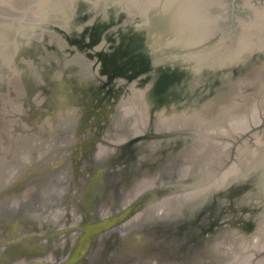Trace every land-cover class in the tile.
I'll return each instance as SVG.
<instances>
[{"label": "flooded vegetation", "instance_id": "flooded-vegetation-1", "mask_svg": "<svg viewBox=\"0 0 264 264\" xmlns=\"http://www.w3.org/2000/svg\"><path fill=\"white\" fill-rule=\"evenodd\" d=\"M96 34L93 28H86L82 30L80 36L70 34L69 37L64 38L65 40L63 41V46H61V52L58 53L56 51L59 49H52L47 53L45 57H43V61L39 64L38 62L40 60L38 58H33V54L30 53V55H27L26 57L22 53V56H25L26 58L23 57L16 61V63L20 64H16L12 61L10 63L11 70L7 69L3 71L5 75V80H3L5 82V86L0 89V108L4 110L3 113L5 114L6 119L5 123H0V183L2 184L3 182H7V178L11 180V178L15 174H17L19 168L22 167H25L24 170H27V174H31L33 171L29 170V165L31 164L30 156L33 154V152L37 151V149L33 148V146L36 144V142L41 141L42 145L40 146V148L48 149L52 144L53 147L56 148V150H50L48 152L49 154L47 155H55V159L52 163L60 162V168H57L55 171H53V174H48L47 176L50 175L48 179H46L47 176L44 175L43 177L34 176L36 178L33 182H31V184L43 181L44 189L45 185H47V182L49 181L48 184L50 185L45 191L47 193L44 194V192H42V195L38 193L36 202H32L31 200H27L26 204L22 202V205L24 204L23 209H25V205H27L30 211H33L34 208L35 210H41L42 215L45 216L46 220L51 217L56 219L61 217L62 215L66 216L67 214L68 217L72 216V214L67 209L70 206V198L76 196V194H73L71 193L72 191H69V199L65 200L64 205L63 203H59L61 200V189L65 190V188H67L69 180H75L76 183L80 185V188L85 189L84 194L86 193V197H84L86 199H89L88 196L91 197L92 195L90 199L91 203H94V207L97 206L99 202H101L102 206L110 205L109 208H112L113 202L120 199L119 193L121 191V188L127 190L131 187L128 192L134 193L131 199H125L127 202L133 200L134 198H136V196H139L146 187L144 179L147 177L148 172L152 170L156 171L154 175L155 178L152 183H154V186L157 187L156 189L159 188V195L157 197V193L155 194L157 197L156 199V197H154L155 195L152 196L149 194L145 197V194L143 193L144 195H142L138 202V204H141L139 207L143 205L145 207L146 203H144V201L150 199L152 200L153 197L155 198L154 203L163 202V204L167 205V207L169 205L172 206L175 202L173 201L174 199H172V201L165 200L176 195L174 193H171V191H174V189H176L177 187V184H179L176 182V176L178 177L180 175H178L177 172L181 170V167L180 165L179 167H174L177 164V154H175L177 145L182 147L184 145V136H189V138H186L185 140L189 142V144L185 145V147L187 146L186 149H188V153L186 152V155L192 154L195 149H198V144L196 143L197 140L195 141L196 137L192 135L183 134L181 138H177L174 134L175 131H185L186 129L189 131L188 125L183 124V126H180L181 124H178L180 128L175 127L173 129V127L171 126L174 123H171L170 126L168 123L165 128L161 127L163 129L160 130L157 127L155 128V123H153L152 126L150 124H143L139 121V124H137L139 133L130 134V136L129 133H131V130L136 127L134 126V121L132 123L131 128L129 127L130 132H128L126 141L123 142L121 145H117L116 152L115 150L111 149L108 152L103 153L105 154V156H107L105 157V160H99L100 156L98 155L102 154V152L105 151V149H101L103 148L101 147V143L107 142L108 140L105 136L107 134L106 130L109 126L114 124V119H112L113 115L111 116V114L114 113L116 110V101L119 99V95L122 92L125 95L127 94L126 96H128L129 92H132L131 83L133 81H131L130 83L128 78H126L128 75H125L124 72V74L122 73V76L119 77H115L111 71H107L105 75L100 74L104 73V71L107 70V68L104 66L109 65L108 68L111 69V65L114 62V58H117V55L114 54V50L117 49V47L113 42L108 43L102 47L100 46V48H97L96 46L98 44V39L95 38ZM114 36H116V34ZM170 39L171 37L164 38L162 40L165 43H170ZM154 41H156L155 38ZM160 41L161 40H159V42ZM123 57L124 55L119 56V58H121L120 60H123ZM101 61L104 63V66H102L103 70L99 71V65L97 63ZM14 64L15 67H18V69H12V66H14ZM34 67L36 69H34ZM31 68H33L34 70H32ZM116 86H118V88H116ZM188 90H190L191 93L194 92L192 91V89ZM112 95L113 97L111 98ZM190 98L192 99V97H189L188 99L190 100ZM200 98L204 99L202 96ZM77 105L81 107H79L80 112L76 114V117H73V115L71 117L70 114L76 109ZM81 109L84 110V113L81 112ZM66 110H70L71 112L66 115ZM93 112L95 118H93ZM127 120L129 122L133 121L130 119ZM123 121L124 120H120L119 123L123 125ZM67 122L69 123L66 124ZM53 132H55L58 137L53 136V139L55 138V141L51 142L52 136L50 135ZM173 138L180 139L178 140L179 143L176 144ZM172 140L173 142H171ZM159 143H161L160 146H158ZM190 143H192L193 147L189 146ZM147 145H149V148H153L154 153L153 151L150 152L146 149ZM183 149L178 154L181 155L184 151ZM169 152L172 156L175 157L174 159L172 158V156L168 159V156H170L168 155ZM197 152L199 153V151ZM106 153L108 154L106 155ZM183 155L185 156V154ZM140 156H144L147 159L145 160V158H140ZM44 157L41 161V164L51 162L49 157L46 159H44ZM151 158H154V161ZM138 159L139 169L137 175L138 178H140V182H138V191L136 188L137 182L133 181L135 179L129 180L128 183H126L122 182L125 181V178L122 181H118V179H120L118 178L117 182L112 184L113 177L109 178L108 175L104 178H101L100 176V172L102 171L100 169L102 168H105L108 171H112V168L120 166L123 167L124 170H133V168L135 167L134 164ZM152 163H155V166H152ZM83 165H86V167H83ZM97 165L99 166L97 167ZM169 165H173L174 169L167 172L164 169L168 168ZM94 166H96L99 171H96L97 174L95 173L96 175L94 174L93 176L92 169H95L93 168ZM199 167L200 165L198 164L196 166V169H194V167L191 168L193 172L190 173L189 177L195 178L197 173L200 171ZM80 168L85 171L89 170L90 174L86 177L85 171H80ZM114 169L117 172L121 171L117 168ZM69 170H71L72 173H69ZM244 173L247 172L243 171V174ZM81 176L82 180L80 179ZM84 177H86L85 184L82 182ZM40 178H42V180ZM263 179V177L257 175L255 172L253 173L251 180L248 181V184H240V182L236 183L235 193L237 195H241L244 191H246L247 188H245L244 190V187L246 185L251 188L252 193V189L257 186V184H260ZM192 183L194 184V182ZM147 184H149L148 186L150 187L151 184L149 182ZM260 186H262V184H260ZM95 188L99 190L95 191ZM52 190L55 191L52 193V196H50ZM48 193L49 197L46 198ZM246 199L248 201L256 202L258 198L256 199V197L252 193L251 197L249 199ZM246 199L242 201H245ZM38 200L40 201V203H38ZM74 201L76 202V200ZM42 204H44V206L47 205L49 207H44L43 209ZM60 206L62 208H60ZM109 208L108 210H110ZM94 211L97 212V210ZM69 214L71 215L69 216ZM119 214V212L114 213V216H118ZM131 215L132 213H127L125 215V221L126 219L130 218ZM86 217L88 220L85 223V227L88 223L93 222L88 217V215ZM119 222L122 221L118 220V223ZM56 226L57 225H55L54 228H50L49 234L51 233V237L59 236L61 232L58 233V231L69 230V226H63L61 229H58V227ZM138 226L139 225H136L135 227H133V229L138 228ZM147 226L149 227V224L143 225L139 228L146 230ZM133 229H128V232ZM167 230L168 228L165 229V233L164 231H160L159 235L155 237L154 241L160 240L162 238V234H164L165 237H170L171 239L175 238L172 231H169L170 234L167 233V236ZM85 231V229H81V234L78 235V244L76 245V249L72 251L71 255H69L67 259L63 260L62 262H58L57 264H62L64 262L69 261L70 259L76 260L80 257H85L87 258V260H89V263H92L93 258L91 256H93V252L85 256L86 254L84 253L86 250L82 249V247L84 248L85 246L83 245V242H85V239L87 237L86 234L88 235L87 231ZM122 232L123 231L121 230L115 231V234L111 236L109 241H112L113 243L117 241L121 237ZM112 233L113 232H111V235ZM225 235H227V240L228 238H232L231 235H233V237L235 238L236 236H239L238 232L236 236H234V234H230L224 231L217 236ZM84 236L85 238L83 239L82 237ZM104 238L108 239V233L104 236ZM199 238L202 240V235ZM61 240L62 239H60V241L57 243H60ZM62 241H64V239ZM178 241L185 243L182 240ZM197 241L194 244L195 246L196 244H199V242ZM130 242L133 241L131 240ZM162 245L163 243L160 242V244H157V246H144L142 247V249L137 250L140 253L143 252V255L147 254V251H149L153 253L154 256L153 258H151V261H145V258L143 257L142 260L136 264H169L168 262L162 261L163 259L165 260V258L167 257V253L175 254V252L177 253L181 250H185L186 252H188L187 256H185V260L183 258L182 260H177L174 263H170L189 264V260L187 259L190 258L191 260L195 256L193 255V252H196V255H198L197 250H195L198 245L193 250L191 249L193 246L191 248H184L182 246L179 249L177 248V246H174L166 251V248L163 251ZM200 247L203 252L205 249V245L202 244ZM124 250L125 249L121 251L125 252L126 250ZM209 251L208 255L211 254V261L208 260L209 262L206 261V263L219 264L221 262V257L220 255L218 256L215 251V248L211 246ZM56 255L61 256L60 251H56ZM155 256L157 259L155 258ZM120 258L121 256L118 257V259ZM49 259L41 260L42 262L40 263L48 264L47 261ZM76 261L69 263L76 264ZM201 261H203V259ZM49 263L53 264L52 262ZM87 263L88 262H85V264ZM197 263L203 264L202 262ZM77 264L81 263L78 262ZM115 264L126 263L123 259Z\"/></svg>", "mask_w": 264, "mask_h": 264}, {"label": "bare ground", "instance_id": "bare-ground-1", "mask_svg": "<svg viewBox=\"0 0 264 264\" xmlns=\"http://www.w3.org/2000/svg\"><path fill=\"white\" fill-rule=\"evenodd\" d=\"M218 1L219 0H27L26 5L22 7L23 12L20 13V15L16 16L17 13L15 12L7 14L0 13V17L8 18V25L5 27L0 26V69L3 68V65L10 64L13 60L11 51H6L10 48V40L7 38L9 32L6 31V29L10 27V22L15 24L17 29H20V17L42 18L48 10L61 11L63 14H66L65 21L63 22H68L69 18L74 15V11L75 14H77L80 10L89 9V11H91L95 8H98V10H107L110 13H112V9L113 12L117 11L119 15L124 13L123 16L126 17L124 19L126 33H135L138 37V42L136 43H138L137 45L141 50L154 54L155 59L153 58V61H151L152 64L169 69L168 74L165 73L169 80L167 83L172 86L168 87L171 88L169 92L183 90L184 85L190 84L193 79L198 77H203L204 79H210V77L215 79L216 77H220L221 73H219V71L222 72L231 67V70L235 71V73L233 72L235 74L233 83L236 85V88L231 91L228 97L221 100V108L216 113H220L218 122H214V117L206 121L200 114H197V117L192 116L190 119L184 115L185 117L182 116L176 121L181 124L180 126H183V124L188 125L189 131L196 137L195 141L197 140L196 143L198 144V149H195L193 154H188L186 156L185 162L189 164L187 169L184 168L185 162L181 164L180 171H182L184 175L180 177L188 178L190 173L193 172V170H191L192 164L197 163L198 160V164L200 165V171L197 173L196 177L193 178L194 184H198L196 189L176 194L165 200L172 201V199H174V206H176V203L190 199L195 193H199L198 196H203L204 193L209 191L212 187H219L233 181L235 177L243 173V170H248L249 174L255 172L257 174L261 171V177L264 178V132H260L259 134L258 132L255 133V137L251 142L246 140L244 144L238 146L235 161L227 165V168L223 170L221 166H224V160L226 158V153L222 150L224 146L218 142L219 139L211 138V136L217 137L221 135L217 131L221 132L224 129L227 131L232 124L233 127L230 129V133L235 139L246 129L264 122V85H258L264 78V3L262 5H255L251 4L248 0L245 1V4L250 6L252 10L249 11L250 14L247 20L238 22L240 31L238 34L236 33L237 36L230 41L231 36L227 38L223 37L222 32L224 31L218 35L212 36L213 29L217 27L216 11L219 5L217 4ZM17 2H19V0H0V5L4 4L12 11H17L20 8L17 7ZM69 8L72 10L70 13V15L73 14L72 16L69 15ZM67 15H69V17ZM24 27V29L28 31V27ZM23 36L25 35L23 34ZM169 37H171L170 43H165L162 40ZM154 38L156 41H154ZM159 40L161 41L159 42ZM12 68L15 70L14 66H12ZM252 86L254 90L251 88V91L249 88ZM255 86H258V88ZM192 88L193 87H190V89ZM221 92H219V94H221ZM129 102L126 108L131 109V111L133 110L131 116L137 113L134 111L133 107H135V109L137 108L138 111L140 110L141 113L142 109L144 111V108H142L139 103L135 101L132 103L131 98ZM135 114L134 118L136 119L134 126L136 127H134L129 134L139 133L137 128V124H139L137 122L139 112ZM138 120L145 124L142 118ZM171 123L174 122H169V126ZM209 130H214L215 133L213 134L211 133L212 131L209 132ZM127 135L128 134H126V136ZM231 146L233 147V142ZM197 151H199V153ZM212 158H216L215 161H212ZM207 162L208 164L206 165ZM243 164L245 165L244 168ZM222 171L224 172L222 173ZM211 173H214L216 176L219 175V177L212 178L213 181H204L209 178ZM260 184H262L261 187L264 189V179ZM39 202L38 200V203ZM151 207H156L158 211H160V209H166L167 205H164L163 202H158L157 206L152 204ZM142 211L144 212V210ZM142 211L139 212V214L142 215ZM107 213V211L104 213V218L109 217ZM31 216H34V218L37 217L34 213L33 215L31 214ZM39 216L43 217L42 214ZM258 223L260 226L257 231L255 230L254 233L249 235H239V237L237 236L233 240H227V237L225 238L224 236H217L213 247L218 256L220 255L221 257V262L219 264L235 263V260L238 258H234V244L237 241H241L248 245L249 241H243V239L245 240L247 237H253V239L256 240V242H253L254 240L250 239L252 243H249L250 245L253 244L252 247L254 246L253 249L256 250L252 252L253 254L256 255L257 252L264 248V216L258 219ZM84 237L82 238L84 239ZM129 239L136 245H139L142 240L140 236L133 234ZM239 246H237V248ZM133 247L134 245L129 249V252L132 253L136 251ZM133 254H135V252ZM235 254L237 257L240 255V253ZM208 257L204 262L211 259V254H209ZM144 258L145 261L147 259L149 261L150 257ZM246 258L248 259V257ZM150 260L152 259L150 258ZM245 262L247 263L248 260L244 261L243 264H246ZM256 264H264V255L256 261Z\"/></svg>", "mask_w": 264, "mask_h": 264}, {"label": "water", "instance_id": "water-1", "mask_svg": "<svg viewBox=\"0 0 264 264\" xmlns=\"http://www.w3.org/2000/svg\"><path fill=\"white\" fill-rule=\"evenodd\" d=\"M232 4V11L236 10V5H235V0L231 1ZM230 2L227 3L224 8L222 6L221 8V12L222 13H226L225 10H228L227 8L230 7ZM69 15L71 13V9L69 8ZM98 11V8H95L94 10L89 11L84 9V10H80L77 14H75L74 11V15L71 14L69 18L68 22H63L65 21L66 18V14H63L61 11H51L48 10L46 12V14L42 17V18H37V17H32V18H27V16H22L20 17V22H21V27L20 29H17L16 25L13 24L12 22H10V27L9 29H6V31L9 32V36L7 37L8 40H10V48L7 49L6 51H11V54H13V62L16 63V61L20 58H23L25 56H22V53L24 55H30L33 54V58H38L40 61L38 62V64L40 62L43 61V57H45L47 55V53L49 51H51L52 49H59L56 50L58 53L62 51L61 46H63V41L65 40V37H69V35L74 34L76 36H80L82 33V30L86 29V28H93L95 30V34L97 32V34L95 35V38L98 39V44H97V48H100V46H105L108 43H113L116 45L117 49L114 50V54L117 55V58H114V62L111 65V72L113 73V75L115 77H119L122 76V73L124 72L125 75H128L126 78H128V80L133 81L131 83V86H134V82H137L139 80H144L145 83L148 82L147 84V88L146 89H133L132 88V95L128 96H124L122 98V100L119 103L120 107H124L126 108L127 104L130 103V98H133L134 101L136 102V100L138 101L137 103L140 104V106L142 108H147L144 111V118L146 120L150 119V116L152 115V112L154 110H157V108H159L161 105V107H163V112H165V110H167L168 104H166V100H178L181 99V97H184L186 99H188L189 97H187V95L189 93L187 92L188 89H190L192 83L194 82V79L191 81L190 78V84H186L183 86V90L181 91H165V89L168 87H170L171 85H169L167 82L168 80V70L165 68L159 67V65L156 64H152L151 61H153L154 54H152L151 52H145L143 50H141V48L137 45L138 43V37L135 33H130L127 34L126 30H125V23H124V19L126 17L123 16V14L121 13L119 15V13H117V11L113 12V10L111 9V12H108L107 10H101L99 12V14H96ZM105 13V15L107 14L106 18H102V15ZM116 13L118 14V17L116 16ZM96 14V15H95ZM69 15H67L69 17ZM78 15V16H77ZM77 16V17H76ZM101 17V18H100ZM104 17V16H103ZM117 17V18H116ZM15 19V18H14ZM100 20V21H98ZM8 25V18L6 17H2V19H0V26H7ZM24 26L28 27V31H26L24 28ZM82 29V30H81ZM21 31V32H20ZM105 31L104 35L102 34V32ZM23 34L25 36H23ZM116 34V36H114ZM27 40V41H26ZM61 43V44H60ZM54 47V48H53ZM18 50V51H17ZM37 52V53H35ZM124 55V59L120 60L121 58H119V56ZM117 59V60H116ZM28 60V59H27ZM11 61V62H12ZM236 61V60H235ZM16 64H20V63H16ZM37 64V65H38ZM15 67V64H14ZM226 68V67H225ZM11 70L10 68V64H6L3 65V68L0 69V89H2L3 86H5V82L3 80H5V75L3 73L4 70ZM13 69V68H12ZM15 69H18V67H15ZM32 70L36 69L34 67L31 68ZM30 69V70H31ZM99 71H102V67H98ZM127 71V72H126ZM222 71V70H221ZM235 71L231 70V67L228 70H223L222 72L219 71V73H221L220 77H216L215 79L210 77V79H206L207 83H205L204 87H208L207 85H209L212 89H214V94L215 96L212 95L211 92H208L209 94H206L205 96H202L204 99L194 96V94L196 92L191 93L190 95L192 96V99L190 98V104H195V106L197 107L198 110H191L190 107H192L190 104V107L188 106V108H190L191 112L190 113H186L185 109L184 110V115H186V117L188 119H190L192 116H196L197 114H200L203 118H205L206 121H208L209 119H212L215 114L218 112V110L221 108V100L225 99L226 97H228L231 93V91H233L236 88V85L233 83L234 79H235ZM123 73V74H124ZM167 73V74H165ZM159 74V75H158ZM157 77L158 80V87H155L154 89L150 90V87L152 85H154L155 79ZM125 78V79H126ZM198 80V82L196 83L197 85V89H198V85L199 81L202 82V80H205L203 77H198L195 78ZM157 82V81H156ZM202 84V83H201ZM156 86V85H155ZM172 87V86H171ZM202 87V86H200ZM171 89V88H169ZM148 90V92H146ZM186 90V91H185ZM222 90V92H221ZM219 92H221V96L219 97ZM149 95V101L147 99V96ZM167 96H170V98L168 99ZM165 96V97H164ZM160 99V100H158ZM164 99V101H162ZM202 99V100H201ZM203 102L205 104V107L209 106L208 112L205 110L204 108V112L202 109V105L200 106V102ZM117 106H116V110L115 112H117V115L119 113V111L117 110ZM179 108H177L178 110ZM122 110V109H121ZM126 110V109H125ZM189 110V111H190ZM3 109L0 108V123H5V119L6 116L3 113ZM43 111V110H42ZM178 112V111H177ZM40 113V111H39ZM125 113V111H124ZM159 113H162V111L160 110ZM172 112H169L168 114L165 113L166 115L161 116L159 118V116L161 114H156V127L158 129H163L167 126V124L169 122H174V125L179 124V122H175V120L177 119L176 116H171ZM148 114V117L146 118V115ZM40 116V115H39ZM84 116V115H83ZM170 117L173 118V120H170ZM185 117V116H184ZM197 117V116H196ZM128 118V117H127ZM181 118V117H178ZM118 120V119H117ZM212 122V121H209ZM208 123V122H207ZM264 122H261L257 125L252 126L249 129H246L245 131H243L239 136H243V134H248L249 131L253 130V128H256L257 126H260L261 124H263ZM146 124H149L146 123ZM164 124H166L164 126ZM209 124V123H208ZM187 125V124H186ZM171 126V127H172ZM163 127V128H161ZM178 128V126H176ZM260 131H264V127L263 128H259L257 129L254 133L260 132ZM128 134V133H127ZM176 135L177 138H181V136L184 135H192L191 131H188L187 129L185 131H175L174 133ZM130 135V134H129ZM131 136V135H130ZM252 137V134L250 136H247L245 138L244 141L248 140L250 141ZM131 138V137H129ZM239 137L235 138L238 139ZM174 139V138H173ZM97 140V138H96ZM94 142V141H93ZM90 148V147H89ZM86 149V148H85ZM45 150V152H44ZM42 150V154L40 155V160L39 161H34L31 158V164L29 165V170H32L33 172L31 174H27V170L25 169V173L23 175L21 174H15L11 180L9 178H7V182H3L2 184L0 183V227L3 230L2 233H0V264H17L14 260L19 259V257H24V262H27L30 260L31 263L29 264H41L40 262H42L41 260H45V258H43V256H39V255H44L47 251L49 246L47 245V243H43L40 242L37 238H35V232L40 230L41 228L43 229H47V227H45V225H43L45 219V216L40 217L39 215L42 214L41 210H35V208L33 209V211H30L28 206L25 205V209H23V206L19 205V202H13L19 199H21V197L26 196L29 192H31L32 188H33V184H31V182H33L35 180L36 177L41 176H47L48 174H50V172L55 171L57 168H60V162H50V163H43L41 164V161L44 159L48 158L51 160L52 157H50L48 152L50 150H56L55 147H53V145L51 144V146L48 149ZM38 151L33 152L37 154ZM39 152V153H41ZM231 157V156H230ZM227 158V160L230 159ZM140 158H145V160L147 159L146 157H140ZM48 159V160H49ZM152 159V158H151ZM154 161V158L152 159ZM177 162L176 163H180V167L182 166L181 164L183 163V156H177ZM227 160L225 161V165L227 164ZM152 161V162H153ZM156 161V160H155ZM135 167L133 168V170L129 169V170H124L123 167H120L121 171H115L114 168H112V171H108L105 168H102L100 170H102L100 172V176L101 178H104L106 176L113 177V181L112 184H114L115 182L118 181H122L124 178L125 181L122 182H126L128 183L129 180H133V179H137L138 178V169H139V159L136 160L135 162ZM99 165H97L98 167ZM152 166H155V163H152ZM96 166H94L92 169V171L94 170L95 173L96 171H99L98 168ZM105 167V166H104ZM103 172V173H102ZM155 170L149 171L147 176H151V175H155ZM93 173V172H92ZM94 173V174H95ZM181 173V174H180ZM93 174V176H94ZM97 174V173H96ZM95 174V175H96ZM177 174L179 175L178 177L176 176V182L179 183L177 184L176 189H174V191H171V193L174 194H179V193H185L187 191H193L196 189V187L198 186V184H193L192 182L193 177H189V178H181L180 176H183L184 173H182V171L177 172ZM51 175V174H50ZM49 175V176H50ZM243 175H246V173H244ZM243 175H239L237 177H235V179L229 183H226L225 185L222 186H215L212 187L209 190V193H216V192H220L223 193L220 198L219 201L220 203H226V195L224 194V192L226 190L230 191L231 193L235 192V187H236V183H238V179L241 182H245L246 181V177H243ZM36 176V177H34ZM136 176V177H135ZM5 178V177H4ZM151 182H153L154 180V176L152 177H146L144 179V182L146 185H148L147 183L149 182V180ZM42 180V178H40ZM133 180V181H135ZM101 181V180H100ZM98 184V183H97ZM96 184V185H97ZM145 185V186H146ZM147 187V188H146ZM144 188V190L141 192V194L139 196H136V198H134L133 200L126 202L124 204L123 207L119 208L118 210H113L112 208L110 210H107L109 217H106L105 219H101L98 220L96 222H92V223H88L85 227V225H83V229H85L88 233V235L86 234V239L85 242H83V245L87 246L90 244V242L93 239L94 242V238L95 235L100 233V232H104V236L105 234H107L109 231H112V235L113 236L115 234V231L117 230H121L120 228H123V225H119L116 226L118 223V220L120 221H125V215L131 214L134 215L135 213L138 212L137 215L132 216L131 217L133 219H136L137 217L141 216V214H139V212H141L142 210H144V212L147 211V207L149 205H156L157 203H154L155 198L156 197V193H157V197H158V189H156L157 187L154 185H150L146 186ZM246 189V191H244L241 195H235V197H233V201L234 202H238L241 200H244L245 198H250L251 197V188L248 187L247 185L244 187V190ZM99 189L95 188V191H98ZM232 191V192H231ZM145 194V197L148 196L149 194L154 196L152 198V200H146L144 201L145 207L144 205L139 207L141 204H138L139 199L142 197V195ZM170 193V192H169ZM198 194V193H195ZM42 195V192L41 194ZM86 195V194H85ZM86 197V196H85ZM156 197V199H157ZM36 201V200H35ZM23 202V201H22ZM22 202L20 204H22ZM182 202V201H181ZM180 202V203H181ZM194 200H191V202H185L186 204L182 203L181 204V210H179V212H177V215L174 216L172 218V220L170 222H173L172 225L176 226L173 228L171 225H168L169 228L166 232L170 234V232L172 231L174 236L175 234H179L183 231H190L192 229L193 223H188L187 220L191 217H193V212L190 211V204L194 203ZM40 203V202H39ZM160 203V202H159ZM189 203V204H188ZM26 204V202L24 203ZM42 208L44 209V207L48 208L49 206L42 204ZM7 208H10L9 210H7L8 214L5 212ZM136 208H140V209H136ZM153 209H157L156 207H151ZM200 208V207H199ZM202 208V207H201ZM106 211L103 212V214ZM120 213L118 216H114V213ZM143 212V211H142ZM143 212V213H144ZM206 211L204 208L201 209V213L198 214V218H201V215H204ZM35 216H37L36 218H34V216H31V214ZM211 214V212H210ZM113 216V217H110ZM260 217V216H259ZM258 217V218H259ZM128 218V217H127ZM132 218H129L130 220ZM48 221V220H47ZM127 224V223H126ZM154 226H161L160 225H156V223H150L149 227L147 226L146 230L141 229V228H134L133 230H131L129 233L130 235L127 237L126 240H129V237L133 234V235H138L142 238V240L140 241L139 245L134 244L133 242H126L125 243V247H132L134 245L133 248H135L132 254L135 252V254H133V257L136 258L135 260H138V262L141 261V259L143 257H150L153 258L154 254L147 251V254H141L143 252H138L137 250L142 249V247H149L152 245H159L160 242L163 243L162 245V249L164 251L170 249L171 247L177 246V248L179 249L180 247H184V248H191L193 246V244H191L189 241L182 243L180 241L174 240V238H170V237H165L164 234H162V238L160 240L157 241H147L146 240V236H147V232L150 229H153ZM116 227V229L114 228ZM170 231V232H169ZM224 230L222 231H216V234L213 235L211 234V239L209 238L210 236H208L207 234L203 233L202 235V240L205 239L207 248H211V246L214 245V241L217 238V235L221 234ZM61 231H58V233ZM225 232V231H224ZM57 233V232H56ZM165 233V232H164ZM234 234V233H233ZM53 235V234H52ZM213 235V237H212ZM41 236V235H40ZM168 236V235H167ZM242 236V235H241ZM46 237L51 238V233L47 234ZM44 237L41 238V240H43ZM85 238V237H84ZM209 238V239H208ZM174 240V241H173ZM109 242V241H108ZM116 242V241H115ZM97 241L94 242V248L96 245ZM153 247V246H152ZM126 248H124L125 250H127ZM264 251V249L260 250L259 253H262ZM93 252V247L92 249L90 248L89 253L91 254ZM191 252V251H190ZM52 253L50 256V258L47 262L48 264H50L49 262L54 261V259H56V252H50ZM188 252H186L185 250H181L179 252H175V254H170L167 253V257L165 258V260L163 259L162 261L164 262H168L169 264H171L170 262H175V261H179L182 260L184 258V256H187ZM193 255H195L193 257V261L196 259L197 255L196 252H193ZM264 255V254H263ZM260 255V256H263ZM36 257L34 260L31 259L32 257ZM45 256V255H44ZM121 256L119 255V252L111 254L110 256H105V259L102 261L103 264H115L120 262V260H123L122 258L118 259V257ZM127 256V255H126ZM39 257V258H38ZM92 259V263L93 264H98L100 263V259L98 257H93L91 256ZM156 257V256H155ZM42 258V259H40ZM149 258V261H151ZM22 259V260H23ZM97 259V260H96ZM33 260V261H31ZM77 260V261H76ZM70 259L67 262H64L62 264H71L69 262H73L76 261L77 263L80 262L81 264H85V262H88L87 264H92L89 263V260H87V258H79V259ZM148 261V259L146 260ZM122 262V261H121ZM137 262V263H138ZM76 263V264H77ZM19 264V263H18ZM23 264V263H21ZM61 264V263H60Z\"/></svg>", "mask_w": 264, "mask_h": 264}, {"label": "rangeland", "instance_id": "rangeland-1", "mask_svg": "<svg viewBox=\"0 0 264 264\" xmlns=\"http://www.w3.org/2000/svg\"><path fill=\"white\" fill-rule=\"evenodd\" d=\"M26 1L27 0H19V2H17V7H20L17 11L16 10L15 11H12L8 6H6L4 4L3 5H0V13L1 14H7V13H13V12H15V13H17L16 16L17 15H20V13L23 12L22 11V9H23L22 7L24 5H26ZM231 1L232 0H219L218 1L217 4H219V5L217 6L218 9L216 11L217 27L215 29H213V31H212V36L218 35L222 31H224V32H222L223 37L224 38H227V37H230L231 36L230 37L231 38L230 41H232L237 36V34L239 33V31H240L239 26H238V22H242V21L247 20L249 14H250L249 11L252 10L250 8V6H248V5L245 4V1H247V0H235L236 10L235 11H232ZM248 1L251 4H255V5H260V4L262 5L264 3V0H248ZM229 2L231 4L230 7L227 8L228 10H225L226 13H223L222 14V12H221V3H222V6L224 8V6L227 3H229ZM100 11H101V9H99L96 14H99ZM106 16H107V14L105 15V13H104L102 15V18L101 17L100 18L103 19V18H106ZM116 16L118 17V14L117 13H116ZM0 19H2V17H0ZM98 21H100V20H98ZM104 33H105V31L102 32L103 35H104ZM97 64L99 65V67L104 66V63L102 61L99 62V63H97ZM104 67H106L107 70L104 71V73H100L101 75H105L107 71H110L111 70V69L108 68L109 65L108 66H104ZM197 82H198V80L197 79H194V82L191 85V87H193L192 88V91H194V92L197 91L194 94V96H197V97L205 96L206 94H209L208 92H211L212 95L215 96L214 91H213L214 89H212L209 85H207L208 87H204L205 83H207V80L206 79L205 80H202V82L199 81V84L200 85H198V89H197V86H196L197 85L196 84ZM134 84L135 85L132 86V88L135 89V90L136 89H142V88L143 89H146L148 82L145 83L144 80H139L137 82H134ZM157 85H158V80H157V77H156L155 82H154V85H152L150 87V90L154 89L155 87H158ZM258 85H260V86L264 85V78H263V80L260 83H258ZM200 86H202V87H200ZM255 87L258 88V86H255ZM116 88H118V86H116ZM251 88L253 89V86L250 87L249 89H251ZM252 89H251V91H252ZM168 90H169V88L168 89L167 88L165 89V91H168ZM146 92H148V90ZM187 92L189 93V90H187ZM131 93L132 92H129V95H132ZM190 94L191 93H189L187 96L192 97L191 96L192 94L191 95ZM220 95L221 94H219V96ZM124 96H125V94H123V92H122L119 95V99L116 101V106L118 107L117 110L119 111V113H118V115H117V112H114V113L111 114V116L113 115L112 116L113 117L112 119H114V122H113L114 124H112L111 126H109L107 128V130H106V133L107 134L105 136H106V139H108V140H107V142L101 143L102 144L101 147H103L101 149H105V151L102 152V154H99L98 155V156H100L99 160H101V159L102 160H105V157H107V156H105V154H103V153L108 152L111 149L112 150H115V152H116L117 145H121L123 142L126 141V139H127L126 134L128 132H130L129 130H130L131 126H132V123L136 119V118H134L135 117L134 116L135 113L131 116V114L133 113V110L131 111V109L125 108V106L123 108L119 106V103H120V101L122 100V98ZM112 97H113V95L111 96V98ZM166 97L168 99L170 98V96H167V95H166ZM147 99L149 101V95L147 96ZM131 100H132V103H133L134 102V99L131 98ZM158 100H160V99H158ZM162 101H164V99ZM136 102H138V101L136 100ZM166 104H168V107H167V110H165V112H163L164 105H163V107H161L162 106L161 105L159 108H157V110H154L152 112V115L150 116V119L149 120H146L144 118L145 117L144 116L145 114L143 113L145 111V109L147 108V106L144 109V111L142 109V113L140 112V110L138 111L137 108H136L137 109L136 110L135 107H133L134 111H136L137 113L139 112V117L140 118L137 116V122L139 123V120L138 119L141 120V118H142V121H144L145 124L149 122V124L153 126V123H155L154 126L156 128V121H157L156 120V114H161L159 116V118H160L161 116L166 115L165 113L168 114L169 112H172V114L170 113L171 116H174V117L176 116L177 119H178V117H182V115L184 114L183 112H184L185 109H187V110H185L186 113L187 112L190 113L191 110L192 111L193 110H198L197 107L195 106V104H192V103L190 104V100L189 99H186L184 97H181V99H178V100H175V99L174 100H169V101L166 100ZM189 104L192 107H190ZM201 105L204 106L205 104L201 101L200 102V106ZM188 106L191 108V110H190V108H188ZM203 106H202L203 112H204V108L208 112L209 106H207V107H205V106L203 107ZM79 107L80 106L77 105L76 109L74 111H72V112L70 110H66V115H68L71 112L70 116L72 117V115H73V117H76V114L78 112H80L79 109L81 107L80 108ZM177 108H179V109L177 110ZM261 108H262V106H261ZM160 110L162 111V113H159ZM83 111L84 110L81 109V112H83ZM124 111L126 113H124ZM219 114L220 113H218V114H216L214 116V120H215L214 122H218ZM147 117H148V114L146 115V118ZM93 118H95L94 112H93ZM127 119H130V120H133V121L129 122ZM177 119L175 121H177ZM70 120H69V122H70ZM120 120L121 121L124 120L123 121V125L121 123H119ZM170 120L172 121L173 118L170 117ZM64 121H65V119H64ZM69 122H67L66 124H68ZM177 125L172 126L173 129ZM178 127L180 128L179 125H178ZM232 127H233V125L231 124V126H229V128H228L227 131H225L226 129L222 130L221 132L220 131H217L219 134H221V135H218L217 137L216 136H211V138L219 139L218 142L222 146H224L222 150H224V153H226L225 154L226 155V158L224 160V166H221L222 167V170L224 168L226 169L227 168L226 167L227 165H229V164H231L232 162L235 161L236 154H237L236 153V150H237L238 146H240V145H242V144L245 143V141H244L245 138L247 136H250L252 134L251 140L249 141V142H251L254 139V137H255V133L254 132L257 129H259V128H263L264 127V123L261 124L260 126H257L256 128H253V130L249 131L248 134H243V136H237V137H239L238 139H234V136L230 133V129ZM218 130H220V129H218ZM210 131H212L211 133H213V134L215 133L214 130H209V132ZM260 132L262 133L264 131H260ZM260 132H258V134ZM50 136H52V139H51L52 141L51 142L55 141V138L53 139V136H57L56 133L53 132V133H51ZM192 136H194V135H192ZM184 137H185V139H184V145L182 147H180L179 145H177L175 154H177V156L178 155L180 156V154H178V153H180L181 150L184 148L183 149L184 151L181 154V156H183L184 157L183 159L186 160V156H187L186 154L188 153V149H186L187 146L185 147V145L189 144V142L188 141H185V140H186V138H189V136H184ZM178 140H180V139H177V138L174 139V141L176 142V144L179 143ZM231 141L233 142V147L231 146V144H232ZM47 142H46V144H47ZM171 142H173V140ZM151 143H152V141H151ZM247 143H248V141H247ZM135 144H136V142H135ZM148 144H149V140H148ZM41 145H42V142L41 141L40 142H36V144L33 146V148H36L38 152H37V154L36 153H33L30 156V159L33 158L35 161H39L40 160V155L42 154L41 151L44 150V148H40ZM160 145H161V143H159L158 146H160ZM189 146L190 147H193L192 146V143H190ZM146 149L149 150L150 152L153 151V148L152 149L149 148V145H147ZM39 152H41V153H39ZM219 152H221V151H219ZM153 153H154V151H153ZM107 154L108 153H106V155ZM183 154H185V156ZM168 155H170V156H168V159H169V157H171L172 155L170 154V152H169ZM54 156H52L51 162L54 161V159H55ZM177 156H176V158H177ZM229 157H230V159L227 160V158H229ZM172 158L174 159L175 157L172 156ZM215 159L216 158H212V161H215ZM185 160H183V162H185ZM226 160H227V164L225 165V161ZM198 162H199V160H198ZM198 162L196 164H192V168L194 167V169H196V166L198 165ZM187 164L188 163L185 162V166H184L185 169H187V167L189 166V164L188 165ZM207 164H208V162L206 163V165ZM244 164H243V168L245 167ZM170 165H169L168 168H165L164 170L167 171V172L168 171H171V170L174 169V167H176V166L179 167L180 163H177L174 167H173V165L172 166H170ZM83 167H86V165H83ZM24 168L25 167L19 168V170L17 171V173L23 175L26 172L24 170ZM116 168L117 169H120V166H117ZM80 171H85V170H82V168H80ZM70 172H71V170H69V173ZM223 172L224 171H222V173ZM245 172H248V170H245ZM53 173L54 172H50V174H53ZM94 173L95 172L93 170V174ZM248 173H246V175H243V177H246V180L247 181L241 182L238 179V182H240V184L241 183H243V184H245V183L248 184L249 183L248 181L251 180V177L253 176V173H251V174H248ZM89 174H90L89 170H86L85 171L86 177ZM242 174L243 173H241L240 175H242ZM257 175L261 176V171H259L257 173ZM152 176H154V175L147 176V177H152ZM86 177H84L83 178V181H82L84 184L86 182L85 181V178ZM217 177H219V175L216 176L214 173H211L210 176H209V178L208 179H205L204 181H206V180H208L207 182H209V180L213 181L212 178H217ZM48 178H49V176L46 177V179H48ZM80 179L82 180V176L80 177ZM148 180H149V178H148ZM150 180H149V183L151 185H154V183H152ZM135 181L137 182V187L136 188H137V191H138V188H139L138 187V182H140V178H137ZM48 183H49V181L47 182V185H45V189L43 187V181H39V182L33 184V188L31 190V192H29L26 196L21 197V199H19V201L16 200V201H13V202H19V205L20 206H22V204H20L22 201H23V203H25L27 200L28 201L31 200L32 202H35L36 198L38 197L37 196L38 193L39 194H41V192H44V194L47 193L45 191L48 189V187L50 185ZM67 185L68 186H67V188H65V190L64 189H61V192H60L61 200H60L59 203H63V205H64L65 200L69 199L70 192L72 191L71 193H73V194L75 193L76 196H73L72 198H70V200H71L70 206L67 209L72 214V216L71 217H68V214H67L66 216H63L62 215L61 217L56 218V219H54L52 217L51 218H48V221L45 220L44 223H43V225H45V227H47V229H44V228L42 229L41 228L40 230H38V231L35 232V238H37L40 242L47 243V245L49 246L48 251L44 254L45 256L44 255H39V256H43V258L49 259L52 256L51 255L52 253H50L51 251L52 252L60 251L61 256L60 255H56V259H54V261H51L53 264H57L58 262H62L63 260L67 259L69 257V255H71L72 251H74L76 249V245L78 244V241H79L78 235L81 234V229H83L82 228L83 225H85V223L88 220L86 216L88 215V217L93 222H96L98 220H101L100 218H104L105 217L104 214H103V212L104 211H107L108 208H109V206H110L109 204H108L109 206H102L101 202H99L97 204V206L94 207V203L92 204L91 203V199H90L92 197V195L90 194L91 197L88 196L89 199H86L84 197V196H86L85 195L86 193L84 194L85 189L80 188V185L78 183H76L75 180H69ZM148 185H146V186H148ZM130 189H131V187L129 189H127V190H124L123 188L120 189L121 190L120 193H119V198L120 199L113 202V205H112V209L113 210H118L119 208L123 207L124 206V203L126 201L125 199H127V200L131 199V197L133 196L134 193L133 192H128V190H130ZM54 191L55 190H52L51 191L50 196H52V193ZM89 192H90V189H89ZM252 193L256 197V199L258 198L259 200L257 199L256 202H252V201H248L245 198L246 199L245 201H242L241 200V201H238V202H234L232 199L237 194L235 192L230 194V191H228V190H226L225 193H224L226 195V198H227L226 203H224V204L223 203H220V201H219L220 196L223 194V193H220V192H216V193H211L210 192L209 193V191H207V192L204 193L203 196H198V194H199L198 193V194L192 195L193 198L188 199V200H185V202H191V200H194L195 201L194 203L190 204V208H191L190 211L193 212V217L189 218L187 220V222L189 224L190 223H193V222H196V221L197 222L196 223H193V225H191L192 226V229L190 231H183L180 234H179V232H178V234H175V238L176 239H179V240H182L183 242H188L189 241L191 244H193V247L191 248L192 250L195 249L196 246L198 245L197 246L198 249L197 248L195 249V250H197V252H198L197 254L198 255H197V257H196V259L194 261H191V260H193V258L191 260H190V258L187 259V260H189L188 261L189 264H198L197 262H202L203 264H207L204 261L208 257V251L210 250V248H207V246H208L207 245V246H205V249L202 252V249H201L200 246L202 244L203 245H206L205 239L204 240H201L199 238L202 233L207 234L208 236H210L209 238L211 239V234L215 235L216 234V231H222V230H224L225 232L230 233V234L236 232V233H234L235 236H236L237 232H238V234L240 236L241 235L244 236V235H249V234L254 233L255 230L257 231V229L260 226V224L258 223V219L260 217H263L264 216V191H263V188L260 186V184H257V186H255L252 189ZM48 197H49V193L47 194L46 198H48ZM74 200H76V202ZM182 203H184V201H182L181 203L180 202L176 203L175 204L176 206L169 205L166 209H160V211H158L157 209L150 208L151 205H149L147 207L148 208L147 211L144 212V214L142 216H140V217H138L136 219H133L132 217H130V218H132L131 220L128 218V219H126V221L119 222L116 225V226H119V225H123L124 226L123 228H120L121 231H123V232H122L121 237L116 242L113 243L111 241L112 242L111 243L109 241L110 238H111V232L112 231H109L108 232V239L107 238L106 239L104 238V232H100V233L96 234L95 235V238H94V242L97 241V243L95 245L96 246L95 247V250H94V242H93V239H92V241L90 242L89 245L84 246V248L82 247V249H85L86 250V251L84 250L85 251L84 254H86L85 256H87L89 254L90 248L92 249V247H93V257L96 256V257H98L101 260L100 263H98V264H103L102 261L105 259V256L108 257L111 254H113V252L114 253H116V252L118 253L119 252V255H121V258L125 260V263L126 264H133V263L136 264L138 262V260H135L136 258H134L133 255H132V253L129 252V249L131 247H128L126 251L124 250L125 252H122L121 251L124 248H126L125 247V243L127 241L129 242V240H130V239L129 240H126L127 239L126 237H128L130 235V233L128 232V229H133V227H135L136 225H139L138 226V228H139V227H142L143 225H148L150 223H156V225H160L161 224L160 227L159 226H154L153 229H150L149 228V230L147 232V236H146L147 238H146V240L148 242L149 241H153L155 239V237L157 235H159L160 231H164L165 232V229L169 228L168 225H171L173 228L176 226V224L175 225H172L173 222H170V221L172 220V218L174 216L177 215V212H179V210H181L180 207H181V204ZM184 204H186V203H184ZM201 207L204 208L208 212H206L204 215H201V218H198V214L201 213V209H202ZM60 208H62V207L60 206ZM9 209L10 208L5 209L6 210L5 212L7 214H8L7 210H9ZM94 210H97V212H95ZM210 212H211V214H210ZM71 214H69V216ZM137 214H138V212L135 213L132 216H135ZM194 220H196V221H194ZM126 222H127V224H126ZM90 223H92V222H90ZM55 225H57L56 227H58V229H61L63 226H69V230L61 231V233L59 234L60 239H62V240L64 239V241L61 240L60 243H57V242L60 241L59 236L51 237V238H49V237H46L45 238V236H47V234H49L50 228H52V227L54 228ZM125 225H126V227H125ZM114 228L116 229V227H114ZM2 231L3 230L0 227V233H2ZM213 235H212V237H213ZM231 236H232V238H228V239L233 240L235 237H233V235H231ZM42 237H44L43 240H41ZM224 237L226 238L227 236L225 235ZM175 238H174V240H176ZM198 238H199V240H198ZM250 239L254 240L253 237H247V238H245V240L243 239V241H249V243H250L252 241ZM196 241L199 242V244H196V246H195L194 244H195ZM253 242H256V240H254ZM249 243H248L249 246L247 245V243L244 244L241 241H237L234 244V248H233L234 251H235L234 252V258L235 259L238 258V259L235 260L236 262L235 263H232V264H243V262L246 261V260H248L247 263H250L251 262L250 264H256V261L259 258L262 257L260 255H263L264 254V251L262 253L257 252L256 255L253 254L252 252H254L256 250L253 249V247H254V246L252 247L253 244L250 245ZM237 246H239L238 247L239 249L237 248ZM241 246H243V247H241ZM248 248L249 249L251 248V249L249 250ZM236 250H237V252H236ZM235 253H237V254L240 253V255H238V257H237V255ZM251 253L253 254V256H252ZM246 257H248V259ZM23 258L24 257H22V258L19 257V259H16L14 261L17 264L18 263L19 264H21V263L27 264V263L30 262V260L27 261V262H24V259ZM35 258H37V256L36 257L33 256L31 259L34 260ZM203 258H204V260L201 261ZM40 259H42V258H40ZM50 259H52V258H50ZM33 260H31V261H33ZM184 260H185V256H184ZM215 264H217V263H215Z\"/></svg>", "mask_w": 264, "mask_h": 264}]
</instances>
